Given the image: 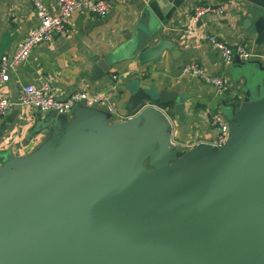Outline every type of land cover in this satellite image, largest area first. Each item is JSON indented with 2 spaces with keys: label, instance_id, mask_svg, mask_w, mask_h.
Here are the masks:
<instances>
[{
  "label": "water",
  "instance_id": "water-1",
  "mask_svg": "<svg viewBox=\"0 0 264 264\" xmlns=\"http://www.w3.org/2000/svg\"><path fill=\"white\" fill-rule=\"evenodd\" d=\"M182 2L149 1L150 35L132 42L140 63L159 61L166 42L146 46L159 36L156 15ZM241 5L240 28L260 46L264 0ZM108 68L96 58L92 79ZM231 75L220 148L176 149L159 107L172 104L185 123L186 97L137 80L123 120L82 105L71 119L36 118L34 130L57 136L25 156L0 154V264H264V62Z\"/></svg>",
  "mask_w": 264,
  "mask_h": 264
},
{
  "label": "crops",
  "instance_id": "crops-1",
  "mask_svg": "<svg viewBox=\"0 0 264 264\" xmlns=\"http://www.w3.org/2000/svg\"><path fill=\"white\" fill-rule=\"evenodd\" d=\"M42 1L52 14L58 13L56 0ZM149 1L108 0L110 9L104 17L76 8L67 20L65 34L36 45L28 58L9 71L2 92L14 106L9 113L0 115V154L25 156L40 148L52 131L53 138L57 136V127H50L45 134L34 130L36 118L44 113L18 104L22 86L27 84L46 85L60 100L80 90L104 93L106 104L93 108L106 115V122L113 123L123 120L122 107L133 82L155 83L159 89L175 90L186 97L185 123L179 122L173 105L169 106L173 119L170 142L176 149L187 151L197 143L215 141L217 130L209 124L211 111L223 114L222 108L232 102L237 86L232 71L254 60L264 62V43L255 45L240 28L241 0H183L168 17L157 13V25H161L159 36L146 46L152 49L158 40H164L165 49L158 62L142 64L136 58L132 42L139 35L142 38L150 35V23L142 20L143 11L151 4ZM206 4L223 6L225 12L204 15L193 23V8ZM36 24L33 0H0V57L13 55ZM139 24L144 30H138ZM209 35L217 36L230 47L243 44L252 56L245 60L235 55L232 63L225 66L220 53L208 42ZM96 58L104 59L109 68L101 78L92 79ZM193 61L210 74L225 79L229 91L220 93L194 74L184 73L183 66ZM238 82L243 84L242 79ZM81 105L74 106L67 118L71 119Z\"/></svg>",
  "mask_w": 264,
  "mask_h": 264
},
{
  "label": "built area",
  "instance_id": "built-area-1",
  "mask_svg": "<svg viewBox=\"0 0 264 264\" xmlns=\"http://www.w3.org/2000/svg\"><path fill=\"white\" fill-rule=\"evenodd\" d=\"M56 3L59 8L58 13L52 14L42 0H33L37 19L36 26L30 31L29 35L13 55H3L0 57V115L9 113L14 106V103L5 97L2 92V86L9 80V71L28 58L33 47L41 43L51 42L55 35L60 36L65 34L67 20L76 8H83L87 12L99 17L106 16L110 9L108 0H56ZM224 12L225 8L223 6L212 4L197 5L192 10L191 20L193 23H196L204 15H220ZM207 40L211 47L220 53L225 66L232 63L235 55L245 60L252 56L251 52L247 51L243 44L230 47L215 35L207 36ZM182 70L184 73L189 72L194 74L204 83L215 86L220 93H226L230 89L225 79L210 74L195 61L186 63ZM113 78H116V76H113ZM106 101L104 93H91L87 90L76 91L66 99L60 100L50 93L46 85L35 86L27 84L22 86L18 104L31 107L42 113L68 114L76 105L82 104L94 107L106 104ZM108 108L110 111L113 110L110 104H108ZM159 109L170 119L172 125L173 119L170 116V107L163 105ZM126 117L127 115L124 114L121 118L125 119ZM209 124L217 130V137L211 145L220 148L228 137L227 119L223 114L211 113Z\"/></svg>",
  "mask_w": 264,
  "mask_h": 264
},
{
  "label": "rangeland",
  "instance_id": "rangeland-1",
  "mask_svg": "<svg viewBox=\"0 0 264 264\" xmlns=\"http://www.w3.org/2000/svg\"><path fill=\"white\" fill-rule=\"evenodd\" d=\"M211 113H212V114H213V113L220 114V112H217V110H213V111H211Z\"/></svg>",
  "mask_w": 264,
  "mask_h": 264
},
{
  "label": "trees",
  "instance_id": "trees-1",
  "mask_svg": "<svg viewBox=\"0 0 264 264\" xmlns=\"http://www.w3.org/2000/svg\"><path fill=\"white\" fill-rule=\"evenodd\" d=\"M171 104H166L165 106H170Z\"/></svg>",
  "mask_w": 264,
  "mask_h": 264
}]
</instances>
